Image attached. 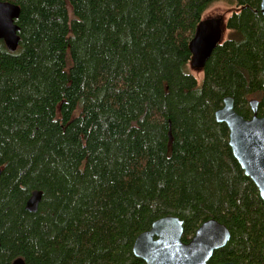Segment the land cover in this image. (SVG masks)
<instances>
[{"label":"trees","instance_id":"obj_1","mask_svg":"<svg viewBox=\"0 0 264 264\" xmlns=\"http://www.w3.org/2000/svg\"><path fill=\"white\" fill-rule=\"evenodd\" d=\"M1 1L21 42L0 41V264H145L135 241L165 217L185 243L230 230L208 264H264V202L215 119L228 96L264 117L263 0ZM216 3L231 12L199 81L190 43Z\"/></svg>","mask_w":264,"mask_h":264},{"label":"water","instance_id":"obj_2","mask_svg":"<svg viewBox=\"0 0 264 264\" xmlns=\"http://www.w3.org/2000/svg\"><path fill=\"white\" fill-rule=\"evenodd\" d=\"M264 17V0L261 3ZM21 8L0 0V41L11 53L17 52L21 42V27L17 21ZM226 17L204 19L190 43L191 70L202 72L216 48L223 42ZM264 85V70H263ZM253 117L246 119L235 109V99L228 96L215 119L229 130V145L245 176L252 180L264 202V117L258 116L259 101H250ZM172 138L171 132L169 133ZM2 169L0 168V179ZM42 192L35 191L26 209L36 213ZM184 223L177 217H165L153 223L151 229L140 234L134 244V254L145 264H208L215 252L225 248L231 239L230 230L216 220L202 224L189 243L183 241ZM1 245V243H0ZM13 264H25L18 258ZM233 264V263H227Z\"/></svg>","mask_w":264,"mask_h":264},{"label":"rangeland","instance_id":"obj_3","mask_svg":"<svg viewBox=\"0 0 264 264\" xmlns=\"http://www.w3.org/2000/svg\"><path fill=\"white\" fill-rule=\"evenodd\" d=\"M230 12H231L230 8L225 3H216L207 11V13L204 15L203 18L204 19L219 18V17L227 18ZM191 71L199 81H202L203 74L201 72H197L194 70Z\"/></svg>","mask_w":264,"mask_h":264}]
</instances>
